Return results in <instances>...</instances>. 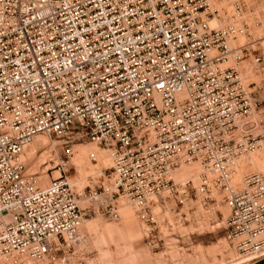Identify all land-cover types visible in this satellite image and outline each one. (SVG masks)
<instances>
[{
    "label": "built area",
    "instance_id": "obj_1",
    "mask_svg": "<svg viewBox=\"0 0 264 264\" xmlns=\"http://www.w3.org/2000/svg\"><path fill=\"white\" fill-rule=\"evenodd\" d=\"M243 64L264 81V0H0V264H65L83 242L70 163L42 187L22 159L41 135L110 153L88 200L111 221L128 203L150 238L168 199L221 193L226 240L264 259V175L234 177L264 138ZM196 164L198 186L176 181Z\"/></svg>",
    "mask_w": 264,
    "mask_h": 264
},
{
    "label": "rangeland",
    "instance_id": "obj_2",
    "mask_svg": "<svg viewBox=\"0 0 264 264\" xmlns=\"http://www.w3.org/2000/svg\"><path fill=\"white\" fill-rule=\"evenodd\" d=\"M247 77L248 83L264 86L255 70H248ZM260 97L264 100V90ZM257 120L263 123L264 130V113L257 114ZM44 137L51 143L32 158L25 154L23 161L32 173L41 177V186H48L52 178L59 176L55 171L47 174V170L65 160L64 163H70L67 178L85 213L81 228L85 241L71 249L65 264H241L237 250L226 240L230 212L221 193L213 201L192 196L185 206L168 199L165 210H156L158 225L148 238V227L133 206L122 201L121 219L115 222L101 214L97 203L88 200L91 192H101L111 174V155L106 149L83 139L71 145L72 156H65L63 140ZM261 141L257 151L239 162L234 174L236 179L254 173L264 175V138ZM91 154H95L97 161H90ZM251 155L256 158V166ZM192 181L198 186L201 176ZM247 262L244 264H250Z\"/></svg>",
    "mask_w": 264,
    "mask_h": 264
},
{
    "label": "bare ground",
    "instance_id": "obj_3",
    "mask_svg": "<svg viewBox=\"0 0 264 264\" xmlns=\"http://www.w3.org/2000/svg\"><path fill=\"white\" fill-rule=\"evenodd\" d=\"M216 25H217L216 23H212V26H216ZM223 26H224V24H223ZM250 69L251 70H255L249 64H243V66L240 67V70L242 71V73L246 77V79H249L247 77V71L250 70ZM44 136H47V135H41V136L36 137L34 139V141L28 147H26L23 157L25 156V154H27L28 158H32V157H34L37 154V152L40 149H42L44 147H47L51 143V141L48 138L44 137ZM27 150H28V152H27ZM262 151H264V147L262 148ZM252 156H254V155H251L250 157H252ZM23 157H22V159H23ZM92 157H95V159L97 161V158H96L95 154H91L90 155V161L92 160L91 159ZM244 159H247V158L243 157L240 160H238L236 169L238 167L239 162L241 160H244ZM255 159L256 158L252 157V160L251 161H252V164L256 166ZM64 162H66V160ZM110 165H112V158L109 161V166ZM201 174H202V169L197 164L194 165V166L193 165L192 166H183L178 171H176V173H175V179H176V181H178L180 183H184L187 180H194V181H196V180H198L200 178ZM240 180L237 179L236 182H238ZM42 187H46V185L45 186L42 185ZM126 204H128V203H126ZM229 212H230V210H229ZM79 235L85 241V236L81 234V229H80ZM239 258L242 259V260H240V263L241 264H244L247 261H248L247 263H249L252 260L251 257H248V258L239 257ZM234 263H235V261H234Z\"/></svg>",
    "mask_w": 264,
    "mask_h": 264
},
{
    "label": "crops",
    "instance_id": "obj_4",
    "mask_svg": "<svg viewBox=\"0 0 264 264\" xmlns=\"http://www.w3.org/2000/svg\"><path fill=\"white\" fill-rule=\"evenodd\" d=\"M251 264H264V259L254 261Z\"/></svg>",
    "mask_w": 264,
    "mask_h": 264
}]
</instances>
